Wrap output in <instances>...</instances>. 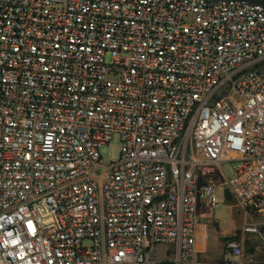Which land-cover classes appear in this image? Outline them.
I'll use <instances>...</instances> for the list:
<instances>
[{"label":"built area","instance_id":"built-area-1","mask_svg":"<svg viewBox=\"0 0 264 264\" xmlns=\"http://www.w3.org/2000/svg\"><path fill=\"white\" fill-rule=\"evenodd\" d=\"M216 189L264 215V2L0 0V264H208Z\"/></svg>","mask_w":264,"mask_h":264},{"label":"rangeland","instance_id":"rangeland-1","mask_svg":"<svg viewBox=\"0 0 264 264\" xmlns=\"http://www.w3.org/2000/svg\"><path fill=\"white\" fill-rule=\"evenodd\" d=\"M100 152L105 160H115L119 152V142L114 139L109 147H103ZM222 170L227 176L230 175L229 164L222 166ZM227 194V191L216 189L215 209L202 208L201 222L206 225L204 231L207 236L206 257L212 261L221 254L219 258L223 259L225 239L236 236L243 243L244 262L260 264L264 261V215L244 208ZM247 226L256 227L257 233H244Z\"/></svg>","mask_w":264,"mask_h":264},{"label":"crops","instance_id":"crops-1","mask_svg":"<svg viewBox=\"0 0 264 264\" xmlns=\"http://www.w3.org/2000/svg\"><path fill=\"white\" fill-rule=\"evenodd\" d=\"M202 208H206L205 206H200L197 211V216L198 217V226H197V231H196V250L198 252L197 257L198 260L203 262V263H208V264H218L222 261V258L216 257L214 260H210L208 257H206V232L205 230V223L201 222V216H202ZM222 252V251H221Z\"/></svg>","mask_w":264,"mask_h":264},{"label":"trees","instance_id":"trees-1","mask_svg":"<svg viewBox=\"0 0 264 264\" xmlns=\"http://www.w3.org/2000/svg\"><path fill=\"white\" fill-rule=\"evenodd\" d=\"M227 195L229 196V194H227ZM227 239H238V238H237L236 236H234V237L226 238L225 241H226Z\"/></svg>","mask_w":264,"mask_h":264}]
</instances>
